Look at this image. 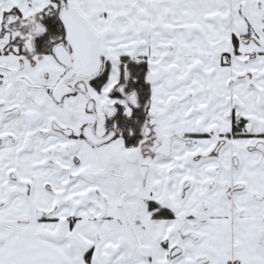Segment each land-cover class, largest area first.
<instances>
[{"label": "snow or ice", "instance_id": "1", "mask_svg": "<svg viewBox=\"0 0 264 264\" xmlns=\"http://www.w3.org/2000/svg\"><path fill=\"white\" fill-rule=\"evenodd\" d=\"M0 264H264V0H0Z\"/></svg>", "mask_w": 264, "mask_h": 264}]
</instances>
